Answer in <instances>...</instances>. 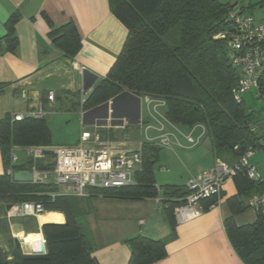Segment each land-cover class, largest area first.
Instances as JSON below:
<instances>
[{
    "label": "trees",
    "instance_id": "16d2710c",
    "mask_svg": "<svg viewBox=\"0 0 264 264\" xmlns=\"http://www.w3.org/2000/svg\"><path fill=\"white\" fill-rule=\"evenodd\" d=\"M112 14L125 26L127 38L116 62L81 103L74 105L89 111L108 103L122 94L148 97L166 103V118L175 126L205 128L216 161L236 166L249 150H264V136L255 127L263 116L245 107L244 99H234L239 73L232 65L229 38H217L231 30L229 15L237 3L220 0H109ZM239 10V8H238ZM18 15L6 23L7 34L0 39L5 51L15 53L19 47L16 34ZM179 31L176 44L166 38ZM53 46L67 59H73L82 47V40L73 21L61 26L51 24L49 34ZM4 85L0 84V95ZM264 94V73L260 78ZM53 147L51 130L45 118L12 121L11 114L0 120V148L5 173L0 175V205L33 202L46 213L65 216L64 223L42 226L46 254H24L12 243L11 252L0 248V264H99L93 248L77 221L76 206L70 196L52 197L59 191L53 184L16 183L7 170L32 169V162L12 165L15 148ZM162 147L144 143L143 167L136 174L133 186L94 191L91 197L125 200L156 199L161 195L163 211L174 223L175 209L185 204L187 186L157 187L155 167ZM47 162L39 161L40 170L53 169V154ZM237 195L228 200L232 216L225 221L229 241L244 264H264V214L246 226H237L234 217L249 210L247 200L262 193L263 183H255L242 170L233 178ZM216 198L202 201L204 212L216 204ZM2 211V210H1ZM7 209L5 210V212ZM5 219V218H4ZM7 225L10 226L8 220ZM12 240V237H11ZM169 240L146 237L129 239L132 254L128 264H156L168 256Z\"/></svg>",
    "mask_w": 264,
    "mask_h": 264
},
{
    "label": "crops",
    "instance_id": "0c3cea01",
    "mask_svg": "<svg viewBox=\"0 0 264 264\" xmlns=\"http://www.w3.org/2000/svg\"><path fill=\"white\" fill-rule=\"evenodd\" d=\"M248 2L247 8L256 4L255 0ZM15 14L19 16L16 24L19 47L11 53L5 51L3 42L0 44V84L4 85L0 95V120L7 114L21 113L17 109L20 106L26 114L42 105L45 119L49 113L62 111L69 121H81V132L88 128L92 130L96 123L104 125L106 119L111 118L114 128L109 133L113 138L129 137V131L141 130V122L155 126L150 117L144 120L142 113L143 101L147 105L148 116H151L153 105L150 102L156 101L152 98L122 94L89 111L82 110V105H74L78 101L77 94L82 103L107 76L127 38L128 31L112 14L109 0H0V39L7 34L6 23ZM69 21L75 23L82 40L81 50L73 59L65 58L53 46L49 36L51 24L61 26ZM50 92L55 93V102L48 100ZM161 111L165 113L166 107ZM122 125L125 128H119ZM190 130L188 137L194 139L197 134L199 140L192 148L203 146L204 149L194 152L195 163L185 169L198 176L214 166L216 158L209 142L204 140L206 135L202 129L195 127ZM168 131L172 133L169 127ZM101 132L107 133L106 130ZM80 136H77V143ZM176 137L173 138L174 145L182 148ZM4 173L0 148V175ZM180 181L172 182V185L187 186ZM235 195L237 188L231 179L225 184L217 206L186 222L175 218L174 223L164 214L161 195L156 199L143 200L103 197H89L88 201H77L72 197V200L77 221L99 264H128L132 254L128 241L139 236L169 240L166 247L168 256L156 264H244L225 229V221L232 216L228 200ZM157 199L161 202L157 203ZM84 204L86 211L79 214L83 217L80 220L77 209ZM4 215L5 212L0 211V248L11 252L12 243L16 244L11 240L13 231L30 237L31 245H20L23 253L28 255L34 248L46 250L42 233L44 224L65 222L64 215L46 212L38 217L18 219L16 227L14 221L11 226L7 225ZM41 217L47 220L42 222ZM257 218L258 214L249 209L236 215L234 220L241 227L255 223Z\"/></svg>",
    "mask_w": 264,
    "mask_h": 264
},
{
    "label": "built area",
    "instance_id": "2783aa9c",
    "mask_svg": "<svg viewBox=\"0 0 264 264\" xmlns=\"http://www.w3.org/2000/svg\"><path fill=\"white\" fill-rule=\"evenodd\" d=\"M255 1V5L264 4V0ZM229 20L231 21V30L217 38H229L232 65L239 73L238 83L233 90L234 99L240 103L243 101L242 94L254 89L256 98L264 103V94L260 90V78L264 73V21H257L255 16L249 13L248 8L243 6L237 11H231ZM55 97L54 92L48 94V100L51 102H55ZM150 104L153 105L150 118L155 126L141 122V136L144 139L138 143L137 149L131 148L133 142L128 136L124 138L110 136L109 131L114 127L111 124L112 119L107 118V123L104 125L96 123L92 130L83 129L79 142L73 146L17 147L12 152V165H18L25 161L32 162L33 168L25 170L33 171L35 183L53 184L61 189L53 194V198L57 195L89 198L94 191L133 186L136 174L143 167L142 147L144 143H156L162 148L170 147L175 135L168 131V127L178 131L177 126L169 122L165 113L161 111L166 107L164 101H151ZM45 115L42 105L37 110L26 114L11 113L14 122H21L26 118L42 119ZM120 127L125 128L124 125ZM198 127L202 129L204 135L205 128ZM103 130H106L107 133H102ZM255 130L260 131L264 136V118L260 125L255 127ZM188 140L193 146L199 143V140H194L191 137H188ZM17 150L26 153L25 161L21 162L16 154ZM48 152L54 156L53 169L51 171L40 170L37 162H47ZM255 153L254 150H249L236 166L216 161L214 166L206 169L200 175L192 177L187 184L189 194L183 199L185 204L175 209L177 220L186 222L201 215L204 212L201 203L205 199L216 198V204L210 209L217 206L222 199L225 184L242 170L246 171V175L253 182L264 184V164L258 167L249 162ZM15 171L18 170L12 167L7 170V175L13 178ZM160 202L161 199H157V203ZM248 206L258 215L264 214V190L262 193L252 195L248 199ZM44 213V208L41 205L26 202L12 205L11 209L6 211L4 218L11 226L15 219L38 217ZM11 237L20 245L32 244L29 236L24 234L12 231ZM38 250V248H34L32 254L47 253L45 249Z\"/></svg>",
    "mask_w": 264,
    "mask_h": 264
},
{
    "label": "rangeland",
    "instance_id": "374dc122",
    "mask_svg": "<svg viewBox=\"0 0 264 264\" xmlns=\"http://www.w3.org/2000/svg\"><path fill=\"white\" fill-rule=\"evenodd\" d=\"M223 3H230L232 5H235L237 3V7H235V10L240 8L241 6L246 7L248 0H220ZM253 4V3H252ZM249 13L253 14L255 18L258 21L264 20V4L262 5H254V6H248ZM179 38V31L175 30L173 31L167 38V42L174 46L176 44V39ZM242 98L244 99L245 107L250 110L257 113H260V116H263L264 118V103L261 102L256 98V90L250 89L242 94ZM142 108H143V114H144V120H146L150 115L148 116L147 111V105L142 101ZM21 111L20 114H24V108L23 106L18 107ZM64 112V111H63ZM16 114H19V112H13ZM77 118V117H76ZM47 124L51 130L52 134V143L54 146H73L77 144V136L81 135V121L80 120H71L62 114L61 112L58 113H49L46 116ZM91 130V129H87ZM172 133L175 134L178 138V143L182 145V148H176L177 144L174 145V143L171 144V146L164 147L162 151L160 152V161L159 164L155 167V177L157 185L162 187L165 185H172V182H179L180 183H186L188 184L190 178L195 177L197 175H193L190 173L187 169L192 167V164L195 163V160L193 159L194 152L197 149H204L203 146H197L196 148H192V144L188 140V133L191 132L189 128H179V130L171 129ZM83 131V130H82ZM201 131V130H200ZM199 131V132H200ZM202 132V131H201ZM129 138L133 143L131 148L137 149L138 143L144 139L143 136H141V130H132L129 131ZM201 134V133H200ZM194 139L197 140V134L194 135ZM173 140V138H172ZM264 144V142H263ZM174 148L176 153H173L174 150L171 149ZM16 154L20 157V159H26V153L22 150H17ZM249 162L253 166L261 167L262 164H264V150H259L255 153V155L249 159ZM192 174V175H191ZM192 176V177H191ZM180 177L182 179H180ZM180 180H179V179ZM179 180V181H178ZM176 183V184H180ZM75 197L78 201H88L87 198H80L78 196H70ZM6 206L0 205V211L2 210L5 212ZM77 210V216L78 218L82 219L81 215L83 212L85 213L86 207L85 204L83 207L78 208ZM6 213V212H5ZM80 219V220H81ZM17 220H13L14 226L17 227Z\"/></svg>",
    "mask_w": 264,
    "mask_h": 264
},
{
    "label": "water",
    "instance_id": "95a60500",
    "mask_svg": "<svg viewBox=\"0 0 264 264\" xmlns=\"http://www.w3.org/2000/svg\"><path fill=\"white\" fill-rule=\"evenodd\" d=\"M13 180L16 183H35L34 179V173L33 171H28V170H18L15 171ZM12 205H7V210H10ZM17 246H20V243L18 241H15Z\"/></svg>",
    "mask_w": 264,
    "mask_h": 264
},
{
    "label": "bare ground",
    "instance_id": "6f19581e",
    "mask_svg": "<svg viewBox=\"0 0 264 264\" xmlns=\"http://www.w3.org/2000/svg\"><path fill=\"white\" fill-rule=\"evenodd\" d=\"M40 219H41V221H42V222H44V221H46V220H47V218H46V217H41ZM29 239H30V237H29ZM36 242H37V241H36Z\"/></svg>",
    "mask_w": 264,
    "mask_h": 264
}]
</instances>
